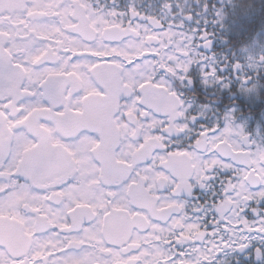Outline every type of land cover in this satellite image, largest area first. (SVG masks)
I'll use <instances>...</instances> for the list:
<instances>
[{"label": "snow or ice", "instance_id": "obj_1", "mask_svg": "<svg viewBox=\"0 0 264 264\" xmlns=\"http://www.w3.org/2000/svg\"><path fill=\"white\" fill-rule=\"evenodd\" d=\"M122 15L93 9L91 0H0V264H211L223 247L245 248L248 234L264 239V211L254 209L251 221L242 214L250 201L264 200V147L253 151L226 117L222 129L201 128L187 149L174 150L171 134L188 132L192 117L160 75L183 79L188 69L179 60L190 52L167 56L161 32ZM127 15L170 35L157 17L134 7ZM142 28L151 46L138 52L84 43L97 35L136 38ZM207 36H199L204 47ZM241 83L247 89L251 80ZM217 167L231 175L212 204L218 219L208 232L185 223L175 197L205 187ZM121 209L161 230L167 225L168 237L153 244L143 230H116L115 221H127ZM186 229L212 238L208 247L193 239L190 250L177 252Z\"/></svg>", "mask_w": 264, "mask_h": 264}, {"label": "flooded vegetation", "instance_id": "obj_2", "mask_svg": "<svg viewBox=\"0 0 264 264\" xmlns=\"http://www.w3.org/2000/svg\"><path fill=\"white\" fill-rule=\"evenodd\" d=\"M172 2L177 4L176 0H172ZM91 4L93 9L101 7L105 13L115 10L118 13L124 14L117 19H122L125 23L128 20H132L134 24L139 22L144 28L151 29L153 32H161L163 45L167 47V56L175 57L177 49L180 48H186L190 52V55L182 56L179 60V66L183 68L187 65L188 69L187 72L182 73L183 79L163 72L160 75V78L165 80L167 86L182 100L186 115L192 117V119L187 121L188 132L179 134L173 132L171 134L170 140L174 150L177 147L187 149L194 142L193 138L195 133L201 128L211 127L222 129L227 123L226 117L231 118V124L234 127L238 126L243 130L253 151L256 146L264 147L263 130L257 126L247 127L244 125L242 115L239 112L240 108H243L241 105L242 97L240 91L237 90L234 92L233 90L213 86L221 82V80L217 79L218 75L216 71L214 75L215 80H213V76L205 75L206 72L212 69H218L221 66L215 60L217 45H215L214 40L211 38L208 26L194 22L193 8L186 12L191 16V19H188L184 15L176 16L175 12L179 11L178 7H173V12L171 13L167 9L162 8V0H91ZM130 7H134L142 15L159 18L170 35H163V29H156L146 20L135 19L127 15ZM204 31L208 33L207 47H204L203 41L199 39L200 33ZM193 34L196 36L194 42L191 39ZM62 39L65 40V43H74L68 38L62 37ZM130 41L134 42L129 46ZM84 43L91 44L96 48L103 47V45L109 43H118L122 49L127 47L129 51L137 52L143 50L146 44L149 47L151 46L150 38L143 28L141 29L140 36L136 38L130 35H124L123 40L109 41L97 35L94 39L85 40ZM194 43L196 44V48ZM161 52L164 53L163 46L161 47ZM162 103L167 104V100L164 99ZM247 110L253 111V108ZM232 139L239 141V137L236 136H233ZM205 158L207 157L205 156ZM209 175L210 179L206 181L205 187L194 184L190 192L178 193L175 199L184 205L183 211L188 217L185 223H199L201 228L212 232L216 227L213 221L218 219L212 204L219 199H223L221 192L225 186L223 181L231 173L228 170L217 167ZM160 191L163 195L168 194L167 187L160 189ZM254 209L264 211V200L250 201L242 214L250 221L254 220L256 219ZM121 211L123 212L122 209ZM123 215L127 216V221L123 225H121L120 221H115L113 225L118 231H123L124 233L132 231L135 234L137 230H143L146 233L144 238L150 240L153 244L163 243L168 237L167 225L164 230H161L158 227V223L149 224L148 219L143 215L130 216L126 212H123ZM172 215H178V212L174 211ZM189 231L188 229L185 230V234L182 237L183 247L181 248L180 245H177V252L190 250L193 246V239H195L196 233L192 231V235L189 236ZM221 234L225 238H229L223 232V229H221ZM248 235L250 238L245 248L240 249L232 245L223 247L212 257L211 264H264V239L254 233ZM208 239L212 238L204 237V240ZM204 240L195 239V246L201 248L208 247L204 243ZM164 247L167 248L168 246L165 244Z\"/></svg>", "mask_w": 264, "mask_h": 264}, {"label": "trees", "instance_id": "obj_3", "mask_svg": "<svg viewBox=\"0 0 264 264\" xmlns=\"http://www.w3.org/2000/svg\"><path fill=\"white\" fill-rule=\"evenodd\" d=\"M190 3L194 22L207 25L217 45L215 60L221 67L215 71L221 82L213 86L234 92L239 90L243 106L239 112L244 125L257 126L264 133V70H246L245 49L241 47L248 44L264 54V42H261L264 41V0H200V4L190 0ZM254 34L257 39H253ZM236 64L242 65L244 70L234 68ZM253 77L258 81L257 86L246 89L241 81ZM249 108L253 111L247 110Z\"/></svg>", "mask_w": 264, "mask_h": 264}, {"label": "clouds", "instance_id": "obj_4", "mask_svg": "<svg viewBox=\"0 0 264 264\" xmlns=\"http://www.w3.org/2000/svg\"><path fill=\"white\" fill-rule=\"evenodd\" d=\"M164 2L166 3L167 0H164ZM195 2L197 4H200V0H195ZM176 3L179 9L178 12H175L176 16L184 15L187 11L192 10L190 0H176ZM203 7L206 8V4L203 5ZM168 12L171 13L173 11L168 10ZM257 38H258L257 34H254L253 39H257ZM261 42H264V41H261ZM241 47L245 49L244 50L245 51L244 66L246 70H249V71L264 70V54H261L258 48L252 49L248 44H242ZM235 68L238 70H244L242 69V65L240 64H236ZM213 80H215L214 76H213ZM257 84H258V81L255 79V77H253V79L251 80V84L247 85V87L250 88L254 85L257 86Z\"/></svg>", "mask_w": 264, "mask_h": 264}]
</instances>
